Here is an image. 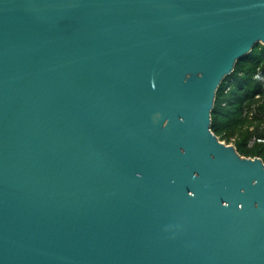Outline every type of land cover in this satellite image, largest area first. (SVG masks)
I'll list each match as a JSON object with an SVG mask.
<instances>
[{"label":"water","instance_id":"1","mask_svg":"<svg viewBox=\"0 0 264 264\" xmlns=\"http://www.w3.org/2000/svg\"><path fill=\"white\" fill-rule=\"evenodd\" d=\"M264 0H0V264H264V160L212 131Z\"/></svg>","mask_w":264,"mask_h":264},{"label":"trees","instance_id":"2","mask_svg":"<svg viewBox=\"0 0 264 264\" xmlns=\"http://www.w3.org/2000/svg\"><path fill=\"white\" fill-rule=\"evenodd\" d=\"M260 79L255 78L258 70ZM257 96L263 100L259 101ZM256 111L245 115V111ZM212 131L227 143L234 141L238 152L264 160V143L249 146L253 137H264V44L258 43L239 59L234 72L221 83L212 111Z\"/></svg>","mask_w":264,"mask_h":264},{"label":"built area","instance_id":"3","mask_svg":"<svg viewBox=\"0 0 264 264\" xmlns=\"http://www.w3.org/2000/svg\"><path fill=\"white\" fill-rule=\"evenodd\" d=\"M262 76V71L259 69L257 71V73L255 74V78L256 79H260ZM261 96H257V98L259 99L260 102H262L263 100L260 98ZM256 111V109L254 108L252 112L249 111H245V115H253V113ZM254 143H264V137H253L250 142H249V146H252Z\"/></svg>","mask_w":264,"mask_h":264},{"label":"rangeland","instance_id":"4","mask_svg":"<svg viewBox=\"0 0 264 264\" xmlns=\"http://www.w3.org/2000/svg\"><path fill=\"white\" fill-rule=\"evenodd\" d=\"M223 141V140H222ZM225 142V141H224ZM227 143V142H225ZM227 144H233L234 145V141L232 140L230 143H227Z\"/></svg>","mask_w":264,"mask_h":264}]
</instances>
